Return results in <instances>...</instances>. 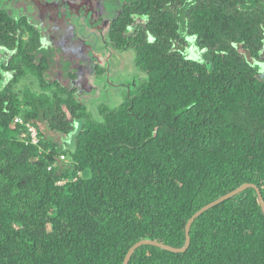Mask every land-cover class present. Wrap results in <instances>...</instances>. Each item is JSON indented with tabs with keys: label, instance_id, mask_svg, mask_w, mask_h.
<instances>
[{
	"label": "trees",
	"instance_id": "16d2710c",
	"mask_svg": "<svg viewBox=\"0 0 264 264\" xmlns=\"http://www.w3.org/2000/svg\"><path fill=\"white\" fill-rule=\"evenodd\" d=\"M12 1L0 0V264H122L139 241L184 248L189 219L244 184L264 202V0H111L105 43L133 50L145 78L100 120L49 79L48 16H14ZM61 23L51 31L67 35ZM61 55L71 83L79 58ZM28 78L39 91L16 90ZM128 264H264L255 190L196 218L185 251L145 245Z\"/></svg>",
	"mask_w": 264,
	"mask_h": 264
},
{
	"label": "rangeland",
	"instance_id": "374dc122",
	"mask_svg": "<svg viewBox=\"0 0 264 264\" xmlns=\"http://www.w3.org/2000/svg\"><path fill=\"white\" fill-rule=\"evenodd\" d=\"M5 1L6 0H3V2ZM34 1L31 2V6H21L20 12L22 16H32L37 25H39V20L42 16L44 18L48 16V18L44 20V26L40 25L38 27L43 33L42 42L43 45L59 49V51L53 53L56 65L49 70V79L51 81L59 79L65 84L64 86L69 85L68 87H72L76 94L75 98L86 108L91 119L100 120L98 109L101 106H106L109 109L117 108L124 101L129 89H132L134 84L145 78L144 74L134 65L135 54L133 50L128 49L118 52L113 50V48L106 43L103 44V42L107 41L106 34L109 25L108 23L105 24V21L102 28H99V31H97V35L92 33L90 30L94 22L93 15H96V12L87 8L86 5H83L85 11L83 12V17L76 18L72 10L73 4L75 3L72 1L66 3V8L61 6L60 3H57L61 0ZM100 4L106 12L116 9L112 7L111 0H101ZM37 7H39L40 12ZM45 9L46 11L43 12ZM13 14L14 16L20 15L16 10L13 11ZM105 15L110 16L108 13H105ZM63 21H65L66 29H69L68 32H66L67 35L57 34L56 32L53 33L54 30L51 31L52 27L54 25L56 26L58 22L62 24L61 22ZM74 52L76 53V58H79L78 60L82 63L78 60V64L74 63L76 74L70 83L62 79L58 62L62 57L61 54H74ZM91 53H96L93 54L95 60L91 58ZM195 54L199 55V53ZM83 71H85V74ZM260 76L264 79L263 65L261 67ZM27 86L31 87L33 90L39 91L35 83L29 78L23 79L18 83L16 90L24 89Z\"/></svg>",
	"mask_w": 264,
	"mask_h": 264
},
{
	"label": "water",
	"instance_id": "95a60500",
	"mask_svg": "<svg viewBox=\"0 0 264 264\" xmlns=\"http://www.w3.org/2000/svg\"><path fill=\"white\" fill-rule=\"evenodd\" d=\"M254 189L256 194H257V198H258V202H259V205H260V208H261V211L264 215V202H263V199H262V196L259 192V190L252 184H244L242 186H240L239 188L235 189L234 191L222 196L221 198H219L218 200L206 205L205 207L201 208L198 212H196L190 219L189 221L187 222L186 226H185V238H186V243H185V247L182 248V249H173V248H170V247H167V246H164V245H161L159 243H156V242H153V241H148V240H143V241H139L137 242L136 244H134L127 252L124 260H123V263L122 264H128L131 256L133 255L134 251L136 249H138L139 247L141 246H145V245H149V246H154V247H158V248H161V249H164V250H167L169 252H173V253H181L183 251H185L189 245V229H190V225L193 223V221L198 218L200 215H202L205 211L209 210L210 208L238 195L239 193L243 192L244 190L246 189Z\"/></svg>",
	"mask_w": 264,
	"mask_h": 264
},
{
	"label": "flooded vegetation",
	"instance_id": "af4514ba",
	"mask_svg": "<svg viewBox=\"0 0 264 264\" xmlns=\"http://www.w3.org/2000/svg\"><path fill=\"white\" fill-rule=\"evenodd\" d=\"M74 2L75 4H73L74 6H73V8L71 7V6H69L70 8H72V10H73V13H74V15H75V17L76 18H81V17H83V12H85L84 11V7H83V5H86L87 6V8H89V9H91V10H93V11H95L96 12V15H93V17L95 18H98V16H101L102 18L99 20L98 19V21L97 20H95L94 19V22H93V26H91L92 28H91V30L90 31H92V33H94V34H96L97 35V31H99V28H102V26L104 25L103 23H105V21H106V23L105 24H107V22H108V20L110 19V17L109 16H106L105 15V13L103 12L104 10H103V7L101 6V4H100V1L101 0H61L60 2H57L58 4L60 3L61 4V6H64L65 8H66V3L67 2ZM14 4H13V3ZM11 2V5H12V8H13V6H14V8L13 9H15L16 11H18L19 13H20V15H21V12H20V10H21V6H31V0H14V1H12ZM48 2H50V1H48ZM50 3H52V2H50ZM99 6V7H98ZM44 11H46V9L45 10H43V12ZM87 12V11H86ZM48 14V13H47ZM22 16V15H21ZM106 16V17H105ZM100 21V22H99ZM102 31V30H101ZM95 41V40H94ZM103 44H105V42H103ZM92 54V53H91ZM93 54H96V53H93ZM63 56V55H62ZM91 56V55H90ZM70 57H77V56H75V55H72V56H70ZM89 57V56H88ZM91 58H93V56L91 57ZM71 59V58H70ZM97 59V58H96ZM91 60V59H90ZM93 60H95V59H93Z\"/></svg>",
	"mask_w": 264,
	"mask_h": 264
},
{
	"label": "built area",
	"instance_id": "2783aa9c",
	"mask_svg": "<svg viewBox=\"0 0 264 264\" xmlns=\"http://www.w3.org/2000/svg\"><path fill=\"white\" fill-rule=\"evenodd\" d=\"M15 123H22V121L19 118L15 119ZM27 128V132L29 133V138H30V143L33 145H37L38 144V140H37V132L35 130L34 127H32L31 125L26 124L25 125ZM64 156H60V160H64Z\"/></svg>",
	"mask_w": 264,
	"mask_h": 264
}]
</instances>
